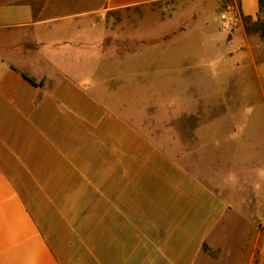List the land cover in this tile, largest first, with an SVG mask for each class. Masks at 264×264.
<instances>
[{"label":"crops","instance_id":"1","mask_svg":"<svg viewBox=\"0 0 264 264\" xmlns=\"http://www.w3.org/2000/svg\"><path fill=\"white\" fill-rule=\"evenodd\" d=\"M162 1L0 0V264H264L258 0L105 42L108 11ZM148 53L171 100L151 110Z\"/></svg>","mask_w":264,"mask_h":264},{"label":"rangeland","instance_id":"2","mask_svg":"<svg viewBox=\"0 0 264 264\" xmlns=\"http://www.w3.org/2000/svg\"><path fill=\"white\" fill-rule=\"evenodd\" d=\"M259 4V0H258ZM233 7L237 13L241 9L240 0H199L198 2H189L187 0L173 1L167 0L145 6H137L121 10L108 11L102 16L104 26L107 27V36L105 42L110 48L117 50H126L134 52L145 47H153L164 42H171L173 36L177 34V28L184 27L182 23L189 22L194 25L198 19L195 12L215 9L219 14L228 11V7ZM193 14L189 18L186 14L179 18H174L175 12H188ZM264 16V14H263ZM182 24V25H181ZM198 33L197 27L194 28ZM264 40V39H263ZM142 66H135L133 70L137 71V77L148 79L146 84H136L133 93H145L151 95L148 98V108L151 110L154 106L161 105L163 102H171L170 99H163L160 95L161 87L159 85V68H152L159 65V56L153 53L142 56Z\"/></svg>","mask_w":264,"mask_h":264},{"label":"trees","instance_id":"3","mask_svg":"<svg viewBox=\"0 0 264 264\" xmlns=\"http://www.w3.org/2000/svg\"><path fill=\"white\" fill-rule=\"evenodd\" d=\"M264 0H259V12L254 18L252 16L244 17V24L250 33L258 34L264 39ZM30 78V77H28ZM34 81V79L30 78Z\"/></svg>","mask_w":264,"mask_h":264},{"label":"built area","instance_id":"4","mask_svg":"<svg viewBox=\"0 0 264 264\" xmlns=\"http://www.w3.org/2000/svg\"><path fill=\"white\" fill-rule=\"evenodd\" d=\"M230 12L232 13V15L229 16L228 13ZM221 17L223 20H227L231 25L236 24L239 19V16L235 12L233 7H229L228 11L224 12Z\"/></svg>","mask_w":264,"mask_h":264}]
</instances>
